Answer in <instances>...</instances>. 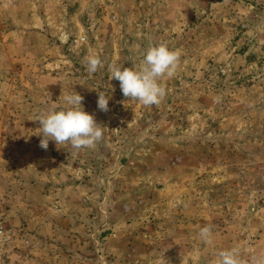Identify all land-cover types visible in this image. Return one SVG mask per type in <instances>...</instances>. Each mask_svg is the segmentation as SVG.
<instances>
[{
  "label": "rangeland",
  "instance_id": "obj_1",
  "mask_svg": "<svg viewBox=\"0 0 264 264\" xmlns=\"http://www.w3.org/2000/svg\"><path fill=\"white\" fill-rule=\"evenodd\" d=\"M161 42L166 96L127 100L110 65ZM74 92L102 139L42 149L36 117ZM1 227L0 264L264 259V0H0Z\"/></svg>",
  "mask_w": 264,
  "mask_h": 264
},
{
  "label": "clouds",
  "instance_id": "obj_2",
  "mask_svg": "<svg viewBox=\"0 0 264 264\" xmlns=\"http://www.w3.org/2000/svg\"><path fill=\"white\" fill-rule=\"evenodd\" d=\"M181 53L170 49L166 43L150 46L140 67L121 68L116 64L110 65V79L119 81L120 89L127 100L140 103L145 107L159 105L166 96V88L160 83L165 76L172 78L179 67ZM89 74L97 72L103 66L100 57L90 54L87 58ZM115 89L113 88L112 91ZM83 97L74 92L63 95L65 107L41 112L35 119L40 124V147L47 150L49 142L70 145L78 152L82 148H91L103 137V129L97 123L93 114L84 110ZM111 96L103 91L98 92L97 106L100 111H109ZM199 238L205 244L212 243V229L204 226L199 230ZM211 264H247L239 257L236 249H226L218 252ZM252 264H264V259H253Z\"/></svg>",
  "mask_w": 264,
  "mask_h": 264
},
{
  "label": "built area",
  "instance_id": "obj_3",
  "mask_svg": "<svg viewBox=\"0 0 264 264\" xmlns=\"http://www.w3.org/2000/svg\"><path fill=\"white\" fill-rule=\"evenodd\" d=\"M0 234H3V228L2 227L0 228ZM5 238L7 239L8 237L5 236Z\"/></svg>",
  "mask_w": 264,
  "mask_h": 264
}]
</instances>
